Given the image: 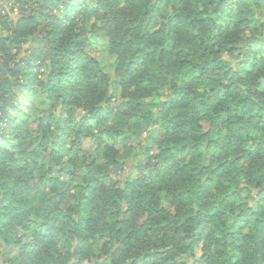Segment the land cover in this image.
<instances>
[{"label": "trees", "instance_id": "trees-1", "mask_svg": "<svg viewBox=\"0 0 264 264\" xmlns=\"http://www.w3.org/2000/svg\"><path fill=\"white\" fill-rule=\"evenodd\" d=\"M0 1V264H264V0Z\"/></svg>", "mask_w": 264, "mask_h": 264}, {"label": "rangeland", "instance_id": "rangeland-1", "mask_svg": "<svg viewBox=\"0 0 264 264\" xmlns=\"http://www.w3.org/2000/svg\"><path fill=\"white\" fill-rule=\"evenodd\" d=\"M5 1H0V7L4 5L6 9H9L10 4L6 5ZM1 30V27H0ZM97 55L99 59L102 61L105 70L108 73H113L115 58L108 53L107 43L105 40H101L97 42ZM116 98L119 96L116 94ZM95 130L98 131V128L94 126ZM157 128L153 127L149 131L143 134V136L139 138H132L127 141H118L115 145L120 149L121 154L123 155V165L120 169L113 172V178L121 184L127 179L132 177L140 176L139 165H145L147 162L148 154L147 149L151 147V145H155V140L160 137V134L156 132ZM82 145L84 149H92L94 148V143L88 139H81ZM80 179L78 178H70L71 183H77ZM201 248L196 251V255L199 258L202 254ZM79 264H87L86 261H82ZM194 264H199L194 262Z\"/></svg>", "mask_w": 264, "mask_h": 264}]
</instances>
